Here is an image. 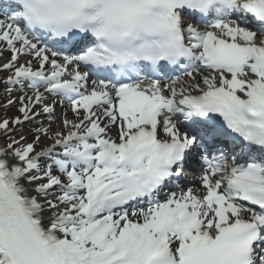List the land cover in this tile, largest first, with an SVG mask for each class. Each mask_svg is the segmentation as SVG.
<instances>
[{
    "label": "snow or ice",
    "instance_id": "obj_1",
    "mask_svg": "<svg viewBox=\"0 0 264 264\" xmlns=\"http://www.w3.org/2000/svg\"><path fill=\"white\" fill-rule=\"evenodd\" d=\"M0 61V264H264V0H0Z\"/></svg>",
    "mask_w": 264,
    "mask_h": 264
},
{
    "label": "rangeland",
    "instance_id": "obj_2",
    "mask_svg": "<svg viewBox=\"0 0 264 264\" xmlns=\"http://www.w3.org/2000/svg\"><path fill=\"white\" fill-rule=\"evenodd\" d=\"M2 91H3V89H0V92H2ZM2 100H3V97H0V101H2ZM13 111H14V108H10V109L7 111V115L11 116V115L14 113ZM3 114H4V112H3ZM3 114H2V115H3ZM27 127H29V126L26 125V128H27ZM54 127H55V126H54Z\"/></svg>",
    "mask_w": 264,
    "mask_h": 264
},
{
    "label": "bare ground",
    "instance_id": "obj_3",
    "mask_svg": "<svg viewBox=\"0 0 264 264\" xmlns=\"http://www.w3.org/2000/svg\"><path fill=\"white\" fill-rule=\"evenodd\" d=\"M5 55H7V53L5 54ZM59 112H60V110H59ZM2 113V110H0V114Z\"/></svg>",
    "mask_w": 264,
    "mask_h": 264
}]
</instances>
